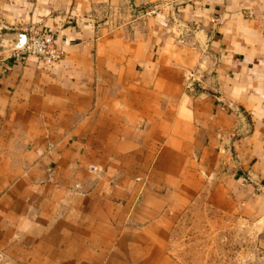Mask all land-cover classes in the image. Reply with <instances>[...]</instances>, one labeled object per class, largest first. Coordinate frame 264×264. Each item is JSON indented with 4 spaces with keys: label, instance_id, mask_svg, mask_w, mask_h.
<instances>
[{
    "label": "crops",
    "instance_id": "obj_1",
    "mask_svg": "<svg viewBox=\"0 0 264 264\" xmlns=\"http://www.w3.org/2000/svg\"><path fill=\"white\" fill-rule=\"evenodd\" d=\"M0 256L191 264L193 211L264 241V0H0ZM1 51V48H0Z\"/></svg>",
    "mask_w": 264,
    "mask_h": 264
},
{
    "label": "rangeland",
    "instance_id": "obj_2",
    "mask_svg": "<svg viewBox=\"0 0 264 264\" xmlns=\"http://www.w3.org/2000/svg\"><path fill=\"white\" fill-rule=\"evenodd\" d=\"M192 225L177 234L176 250L191 264H264L263 232L236 217L209 210L193 211ZM0 264H14L0 256Z\"/></svg>",
    "mask_w": 264,
    "mask_h": 264
},
{
    "label": "built area",
    "instance_id": "obj_3",
    "mask_svg": "<svg viewBox=\"0 0 264 264\" xmlns=\"http://www.w3.org/2000/svg\"><path fill=\"white\" fill-rule=\"evenodd\" d=\"M7 44L5 40L0 39V63L7 57L20 59L31 58L38 64L50 67L56 64L63 57V52L55 43L54 36L46 32L29 31L23 46L11 47L7 53Z\"/></svg>",
    "mask_w": 264,
    "mask_h": 264
}]
</instances>
